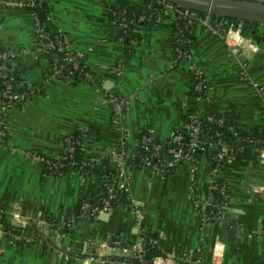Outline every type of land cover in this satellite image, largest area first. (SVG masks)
<instances>
[{"label":"crops","instance_id":"crops-1","mask_svg":"<svg viewBox=\"0 0 264 264\" xmlns=\"http://www.w3.org/2000/svg\"><path fill=\"white\" fill-rule=\"evenodd\" d=\"M47 2L50 30L85 53L97 81L48 78L50 57L36 50L30 11L17 5L4 8L0 46L16 52L13 65L31 93L7 113L9 133L0 147V215L13 223L18 214L17 224L27 223L42 239L17 243L2 238L0 264H97L83 258L110 239L135 242L142 225L157 235L163 254L173 257L167 264H185L179 261L183 257L212 264L218 253L220 264H264V161L256 147L243 148L221 172L231 203L216 216L206 217L211 147L195 165L183 163L167 173L128 165L130 194L109 212L93 217L85 212V203L105 192L100 174L116 170L113 150L120 129L112 122L110 93L129 101L124 124L133 153L143 132L167 139L192 112L222 113L244 130L264 134V104L254 89V83L264 85V27L256 34L247 30L244 37L235 31L242 48L233 52L222 35L197 23L190 55L182 57L174 48L182 30L172 8L156 25L138 26L134 40L125 44L117 35L115 12L144 9L147 0ZM194 68L206 74L207 100L193 92ZM79 129L89 134L84 154L96 172L45 175L33 154L61 155L64 137ZM130 203L142 208V225ZM72 217L76 222L65 230L47 224L49 218Z\"/></svg>","mask_w":264,"mask_h":264},{"label":"built area","instance_id":"built-area-1","mask_svg":"<svg viewBox=\"0 0 264 264\" xmlns=\"http://www.w3.org/2000/svg\"><path fill=\"white\" fill-rule=\"evenodd\" d=\"M263 2L264 0H250ZM46 2V0H44ZM43 2L37 0H19L13 3L11 0H0V26L4 20V8L17 5L27 8L33 19L35 26V45L39 53L46 54L50 57V66L47 70L48 78H57L63 81L66 77L65 72L68 70H75L81 68L80 60L85 56L83 51H76L71 48L69 40L62 34H53L47 29V25L41 20V16L37 11V7L41 6ZM148 9L152 12L146 15H139L132 13L130 18L127 9H121L115 12V22L118 27L140 26V22L144 20H151L155 17L158 21L163 19L168 9L172 8L175 11V17L181 23V30L185 32L187 28L194 27L197 23H203L212 34L222 35L230 50L238 52L242 45L235 44L229 38L231 31L241 34L242 23L228 22V27L224 29L225 19L220 20L214 18L211 14L193 11L165 0L152 1L147 4ZM117 13L121 16H117ZM51 15L48 16V22ZM123 41V38H119ZM178 54L182 57H188L190 53L178 49ZM17 56L16 52L12 50H0V71L2 75V82L0 87V147H4L7 142L8 126L7 113L9 110L16 108V104L25 98H29L27 91L22 93H14V84L12 77H8L9 71L17 69L13 65V60ZM84 65L82 70H84ZM195 81L193 84V92L199 98L207 100L206 94L208 80L206 74L201 68H194ZM85 81L93 80V75L84 71ZM71 82V81H69ZM255 94L262 100L264 104V85L261 83H254ZM109 98L112 101V122L120 129V136L117 141V147L113 150V157L116 163L115 171H108L105 181V194L98 198L97 202H86L85 212L88 216L93 217L98 214L109 212L115 205L119 204L124 196L130 194L126 177V167L128 165L136 166L139 170L149 171L154 173L156 171L170 172L177 166L188 163L195 165L201 153L206 147L212 148L211 168L209 170V181L207 184L208 198L206 200L207 214L206 217L216 216L222 208L230 206L231 197L229 193V186L223 181H220V174L224 170L226 164H230L233 157L247 146L262 149L261 159L264 161V138H253L250 135L238 137L237 140L244 142L243 145L236 149L232 147L226 140L221 138V131H216L214 135L202 133L203 121L202 116L205 115L206 120L216 122L218 125L225 124V118L216 119L213 113L192 112L190 113L187 122L179 128L171 137L167 139H159L151 134H143L138 141V149L135 153L131 152L127 143V128L124 124L126 115V107L129 101L116 93H110ZM23 102V103H24ZM230 128H233L232 126ZM186 129L189 135L185 136L181 130ZM82 136L71 134L65 138V149L63 153L57 157L51 158L41 154H33V156L41 161L44 166L45 175H62L63 167H73L77 164L75 159V150L78 145H85L87 132L83 130ZM85 138V139H84ZM212 138H217L213 142ZM199 152L198 155L193 153ZM88 159V158H87ZM133 162V163H132ZM95 168V163L88 159L82 160L79 164V172L90 173ZM215 192L221 196V199L215 195ZM210 206L216 208L208 210ZM130 208L137 216L139 225H142L140 218L143 214L142 208L130 203ZM0 215V240L2 238L12 239L14 242L33 243L41 240V236L35 232V228L28 226L27 223L20 221V216L14 214L13 223L7 224L6 219L1 218ZM76 222L74 217L66 220L49 218L47 224L55 230H65ZM15 225L22 226L23 230L16 229ZM141 231L139 238L133 243H127L121 238H114L100 243L96 249L89 255L83 258L85 262L97 264H166L171 262L173 257L165 255H156L149 257L151 249L159 247L158 237L150 234L151 230L148 227L140 226ZM74 257L78 258L77 254ZM1 259V254H0ZM212 264H220L216 257ZM185 264H201V260L197 257L192 259L183 257L179 260Z\"/></svg>","mask_w":264,"mask_h":264},{"label":"trees","instance_id":"trees-1","mask_svg":"<svg viewBox=\"0 0 264 264\" xmlns=\"http://www.w3.org/2000/svg\"><path fill=\"white\" fill-rule=\"evenodd\" d=\"M38 2H43L41 6H38L37 7V11L39 12L40 16H41V20L47 25V29L50 30V27H49V22H48V16L51 15V8L46 0V2H44V0H37ZM152 1H157V0H147L146 2V5H145V8L144 9H140L139 7L137 6H133L128 10V15L129 17L131 18L132 13L136 14L137 16L139 15H146L148 16L151 12H152V9H148L147 8V4L152 2ZM162 1V0H161ZM116 12H119L116 11ZM117 16H121V14L117 13ZM214 18L220 20L221 17H215L213 16ZM115 18V16H114ZM157 19L155 17H153L151 20H144L142 22H140V25H146V26H153V25H156L157 23ZM137 26H130V27H118L117 28V35H118V38H123V42H125V44L127 42H130L132 40H134V31L136 30ZM51 31V30H50ZM194 39V36H193V32H192V27H189L187 28V30L185 32H182V35L181 37L178 39L177 42L174 43V48L176 50V52L178 53V49L180 50H183V51H189L190 48H191V43ZM126 49V48H125ZM0 50H9L3 46H0ZM81 62V68H78V69H75V70H68L67 72H65V75L66 77L64 79H67V81H71V82H75V81H78V80H86L85 76H84V71H88L90 72L92 75H93V80H91L90 82H93L95 79V76H94V71L88 66V64L86 63V55L80 60ZM1 63V62H0ZM85 66L84 67V70H82V66ZM8 77H12V82L14 84V89H13V92L14 93H22L24 91H27V94H28V97H30V89L29 87L27 86L25 80L23 79V76L21 75V73L15 69V71H9L8 72ZM97 81V80H96ZM1 82H2V75H1V71H0V87H1ZM28 98H25V100L27 101ZM23 102L24 100L18 102L16 104V108H19L23 105ZM204 113V112H202ZM207 113V112H205ZM215 118L218 119V118H225V124L223 126H220L218 125L216 122H210L208 120H206V117L205 115L202 116V121H203V127H202V133H205V134H208V135H214L216 133V131H221V138L223 140H226L227 143H229L232 147H234L235 149L238 147V146H241L244 144L243 141L241 140H237L238 137H244V136H247V135H250L251 137L253 138H264V134H253L251 132H248L246 130L243 129V127L238 124L236 121H234L233 119L229 118L227 115L225 114H222V113H213ZM233 127V128H230V127ZM83 132L82 129H79V130H76L72 133H69L68 135L66 136H69L71 134H74L76 136H82L81 133ZM181 132L185 135V136H188L189 135V131L186 130V129H182ZM143 134H151V133H147V132H143L140 137L143 135ZM87 135L88 132H87ZM153 135V134H151ZM66 136L64 137V140L66 138ZM139 137V138H140ZM88 138V136H87ZM85 139V138H84ZM213 142H216L217 141V138H212ZM84 150H85V146L84 145H78L76 146V150H75V159L77 161V164L73 167H63L62 168V175H65L66 173L68 172H72V171H77L79 170V164H80V161L82 160H88L87 157L85 156L84 154ZM193 153L195 155H198L199 152H195V150H193ZM133 163V162H132ZM229 165L226 164L224 166V169H226ZM136 167V166H135ZM96 169L94 168L92 171L93 172H96L95 171ZM108 172L104 173V174H100V177L104 179V182L106 181V175H107ZM59 175V174H57ZM220 181L223 182L222 178H220ZM230 193V191H229ZM105 194V193H104ZM103 194V195H104ZM215 195L216 197L219 199H221V196L218 195L217 192H215ZM98 199L96 200H92L91 202H94L96 203ZM211 209H215V207L213 206H210L208 210H211ZM8 225H10V222H7ZM16 229L18 230H23L25 228H23L22 226H19V225H15ZM36 232V230H35ZM150 234L152 236H155L157 237V235L153 232H150ZM156 255H164L163 252L161 251V249L159 247H156V248H153L150 250L149 252V257L152 258Z\"/></svg>","mask_w":264,"mask_h":264},{"label":"water","instance_id":"water-1","mask_svg":"<svg viewBox=\"0 0 264 264\" xmlns=\"http://www.w3.org/2000/svg\"><path fill=\"white\" fill-rule=\"evenodd\" d=\"M169 3L225 19L224 28L228 22L242 23L241 34L264 27V3L250 0H165ZM21 225V224H19ZM224 242V241H223Z\"/></svg>","mask_w":264,"mask_h":264},{"label":"bare ground","instance_id":"bare-ground-1","mask_svg":"<svg viewBox=\"0 0 264 264\" xmlns=\"http://www.w3.org/2000/svg\"><path fill=\"white\" fill-rule=\"evenodd\" d=\"M229 38L232 42H235V44L237 43L236 39H237V35L235 36L234 35V32L231 31L230 34H229ZM216 259L217 261L219 262L220 259H222V254L221 253H218V255H216ZM169 263V262H166V264Z\"/></svg>","mask_w":264,"mask_h":264}]
</instances>
